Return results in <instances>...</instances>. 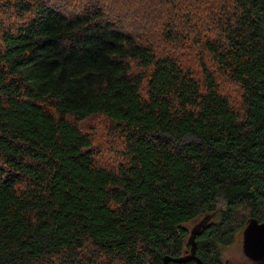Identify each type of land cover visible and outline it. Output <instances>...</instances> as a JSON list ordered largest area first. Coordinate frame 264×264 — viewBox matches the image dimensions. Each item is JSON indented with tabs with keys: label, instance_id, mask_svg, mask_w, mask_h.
I'll return each instance as SVG.
<instances>
[{
	"label": "trees",
	"instance_id": "trees-1",
	"mask_svg": "<svg viewBox=\"0 0 264 264\" xmlns=\"http://www.w3.org/2000/svg\"><path fill=\"white\" fill-rule=\"evenodd\" d=\"M251 219L264 0H0V264H232Z\"/></svg>",
	"mask_w": 264,
	"mask_h": 264
},
{
	"label": "water",
	"instance_id": "water-1",
	"mask_svg": "<svg viewBox=\"0 0 264 264\" xmlns=\"http://www.w3.org/2000/svg\"><path fill=\"white\" fill-rule=\"evenodd\" d=\"M241 248L243 255L255 264H264V222L259 223L255 219L249 220L242 231ZM189 261H195L197 264H204L198 259L194 252L186 253L180 257L163 258V264L170 262L181 264Z\"/></svg>",
	"mask_w": 264,
	"mask_h": 264
},
{
	"label": "rangeland",
	"instance_id": "rangeland-1",
	"mask_svg": "<svg viewBox=\"0 0 264 264\" xmlns=\"http://www.w3.org/2000/svg\"><path fill=\"white\" fill-rule=\"evenodd\" d=\"M189 140V138L184 139V141ZM223 257L225 260H228V262L232 264H248L245 259V256L242 253L241 239L239 243H236L235 245L226 248L224 250Z\"/></svg>",
	"mask_w": 264,
	"mask_h": 264
}]
</instances>
